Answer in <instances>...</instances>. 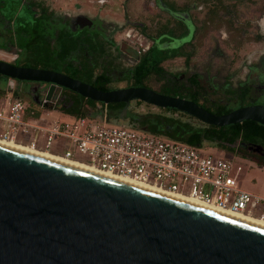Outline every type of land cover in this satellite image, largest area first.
Returning a JSON list of instances; mask_svg holds the SVG:
<instances>
[{"label": "water", "instance_id": "water-1", "mask_svg": "<svg viewBox=\"0 0 264 264\" xmlns=\"http://www.w3.org/2000/svg\"><path fill=\"white\" fill-rule=\"evenodd\" d=\"M0 75L50 84L47 101L65 88L107 106L175 109L209 126H264L262 105L217 116L149 89L103 92L5 62ZM0 264H264V226L0 145Z\"/></svg>", "mask_w": 264, "mask_h": 264}, {"label": "flooded vegetation", "instance_id": "flooded-vegetation-1", "mask_svg": "<svg viewBox=\"0 0 264 264\" xmlns=\"http://www.w3.org/2000/svg\"><path fill=\"white\" fill-rule=\"evenodd\" d=\"M232 1L235 5L227 6L223 0L208 3L204 15H199L195 21L190 11L181 5L154 0L155 7L152 12L149 10L151 18L148 24L131 21L133 11L122 6L124 24L109 17L101 8L58 11L48 0H0V62L60 73L103 92L142 88L175 97L177 90L183 88L186 91L183 95L190 98L186 100L193 102L191 99H194L196 104L211 111L219 105L233 108L242 105L238 109L264 106V49L253 56L244 55L237 69L231 66L229 76L223 80L209 75L210 71H214V65L206 70L202 65L203 42L213 32L225 35V45L231 41L228 31L246 40L237 49L234 42H230L234 55L237 52L240 56L247 45H264V19L259 22L262 32L253 36V25L246 21L239 23L237 17L235 6L244 0ZM193 9L202 13L204 6L197 8L195 5ZM223 15L230 19L229 28L225 25L218 27ZM126 26L132 27L129 32ZM132 39L138 42V46ZM219 51L218 45L214 55L224 58V54H218ZM179 60L184 67L172 69V64ZM156 68L161 75L140 76L142 69L152 73ZM230 72H233L232 75ZM7 82L14 93L19 96L23 93L27 104L38 114L47 111L50 115L51 112L66 115L56 106L73 104L72 97L81 96L63 88L56 90L51 100L47 101L50 84L9 78ZM221 95L223 98H216ZM84 99V104L88 106L84 109L88 115L86 119L109 120L107 105L101 115L104 103ZM88 101L94 102L96 107L90 108ZM135 102L138 103V100L132 101L128 108L126 103H120L123 107L112 112V119L139 121L138 113L131 110ZM250 149L253 148H249L251 152ZM260 153L259 157L264 158V154Z\"/></svg>", "mask_w": 264, "mask_h": 264}, {"label": "built area", "instance_id": "built-area-1", "mask_svg": "<svg viewBox=\"0 0 264 264\" xmlns=\"http://www.w3.org/2000/svg\"><path fill=\"white\" fill-rule=\"evenodd\" d=\"M45 115L50 116L38 114L7 90L0 97V140L264 222V197L239 186L243 168L232 160L128 126H109L106 119L77 118L43 126ZM40 136H46L44 144ZM66 143L70 150L64 156L51 153Z\"/></svg>", "mask_w": 264, "mask_h": 264}, {"label": "rangeland", "instance_id": "rangeland-1", "mask_svg": "<svg viewBox=\"0 0 264 264\" xmlns=\"http://www.w3.org/2000/svg\"><path fill=\"white\" fill-rule=\"evenodd\" d=\"M55 8L58 9V11H74V10H94V9H102L105 10V12L108 14L109 17H112L113 19L120 21L124 24H126V21L123 17L122 12V6H125L129 10L133 11L130 20L132 21H139L144 24H148L151 18V12L153 11L154 6V0H48ZM219 0H165L166 3L172 4V5H181V7L186 8L190 11L191 16L197 20L199 18V15L202 17L206 11V9L209 7L208 3H214ZM223 2L228 5H235V1L232 0H223ZM200 7L204 6V11L202 13L199 12L198 9H193L194 6ZM237 11H238V19L240 20L239 23H244L246 21L247 23H251L253 25V30L251 31V34L253 36H256L258 33L262 32V29L259 28L260 20L264 19V0H244L238 5H236ZM149 10L151 11L149 13ZM129 20V18H128ZM220 26H227L230 27V19H226L225 16L220 17ZM236 22V21H235ZM242 25V24H241ZM217 25L215 26V28ZM258 27V29H257ZM131 26H126L127 32L131 30ZM225 28V27H223ZM151 29V28H149ZM226 30V29H225ZM227 31V30H226ZM210 32V31H209ZM207 32V33H209ZM137 32L135 31L134 34ZM231 41L235 44V49L238 47H242L243 44L246 43V40L237 33H232L228 31ZM224 34L213 32L209 35L207 40L203 42V50H202V65L204 70L209 66L214 65V71H210V76H218L220 80L225 79L227 76H229V68L231 66H235L234 70H236L237 65L242 63V57L244 55H255L259 53L262 49H264V45H247L244 48V51L240 53V56L237 54L234 55V50L232 49L230 42H227L226 45L224 44ZM134 44L138 46V42L134 39ZM218 45L220 48V51L218 54H224L223 57H218V55H214L216 49H218ZM198 62V60H197ZM183 66L182 60H179L172 64V69H180ZM218 72V74H216ZM233 72H230V75H232ZM8 82L6 83V89H8ZM20 97L24 100H27L22 94ZM1 97V96H0ZM218 99L223 98V95L216 97ZM28 101V100H27ZM233 106V104H232ZM239 106H235L234 108L238 109ZM131 110L134 113L146 115V114H161V115H168L166 111H163L161 109H158L156 107H153L148 104H140V103H133L131 106ZM47 112V111H46ZM50 116H43L41 119V125L43 126H51L56 121H63V122H71L74 120H77V118L70 116V115H62V114H55L52 113ZM174 118H181L183 120H187L188 118L186 116H182L179 113H172ZM128 121H117L112 119L108 125L109 126H128ZM46 142V136H40L39 143L44 144ZM68 143L65 144V148H63L61 151H59V148L54 146L51 149V153H60V155L64 156L65 152L70 150L68 147ZM209 149L205 151L206 154L216 156V157H222L225 159H229L235 162L237 166H242L243 171L240 174L239 179V186L247 190L249 192L259 194L264 196V166L260 165L258 162V153L264 154L263 148L258 147H252V154H249V151L247 148H243L239 145L235 146V152L228 151L226 149H221L217 147L216 145H210L208 144ZM44 149V148H43ZM240 149H243L244 153L250 155L249 158H243L240 154ZM238 151V152H237ZM260 153V154H261ZM80 161H84V159L79 158Z\"/></svg>", "mask_w": 264, "mask_h": 264}, {"label": "trees", "instance_id": "trees-1", "mask_svg": "<svg viewBox=\"0 0 264 264\" xmlns=\"http://www.w3.org/2000/svg\"><path fill=\"white\" fill-rule=\"evenodd\" d=\"M153 73L156 76L161 75L159 69L156 68V71L152 73L145 72V69H142L140 71V76L146 78L148 75H151ZM6 83L7 78L0 76V96L5 95L7 92ZM192 91L193 89H191V92ZM184 92L186 93L183 88L178 89L177 93L174 94V96L182 99H190L189 97H185L183 95ZM162 93L167 94L168 92L162 91ZM15 95L19 96L17 93H15ZM72 100L74 102L73 104H58L56 106V109L62 111L66 115H70L76 118L87 117L88 115L84 111V109L88 107L86 106V104H84L85 99L81 96L76 95L75 97H72ZM191 100L197 103L196 100ZM138 103L145 104L141 101H138ZM88 105L90 108L96 107L95 103L92 101H88ZM241 106L242 105H240L239 107ZM105 107V104H102V108L100 109L101 115L104 114ZM122 107L123 105L120 104L107 106L109 121H111L112 119V112L115 113ZM205 109L217 116L225 115L234 111V108L228 105H219L216 107L215 111H211L207 108ZM161 110L166 111L168 115L138 114L137 117L140 118V120L136 121L134 119V122H128V127L142 132L150 133L157 137L181 142L205 150L209 149L208 144L216 145L221 149H226L231 152L236 151L234 147L237 145L243 148H247L248 151L250 147H258L264 149V126L259 123L253 121H245L242 124L230 125L227 127H216L205 125L197 121L195 118L185 113H181L175 109L169 108ZM172 113H179L182 116H186L188 119L183 120L181 118H174ZM239 152L243 158L250 159V155L244 153L246 151H244L243 149H240ZM249 154H252V152L249 151ZM257 157L259 160L258 163L264 166V158L259 156Z\"/></svg>", "mask_w": 264, "mask_h": 264}, {"label": "bare ground", "instance_id": "bare-ground-1", "mask_svg": "<svg viewBox=\"0 0 264 264\" xmlns=\"http://www.w3.org/2000/svg\"><path fill=\"white\" fill-rule=\"evenodd\" d=\"M0 145L4 146V147H7V148H10V149L22 151V152H25V153H28V154H31V155L39 156V157H42V158H45V159H49V160H52V161H55V162H58V163H61V164H64V165H68V166H71V167L82 169V170L88 171V172L93 173V174L101 175V176H104V177H107V178H111L113 180H117V181H120V182H123V183H127V184H130V185L136 186V187H140V188H143V189H146V190H149V191H152V192H155V193H158V194H161V195H164V196L176 199V200H180V201L192 204V205H196V206H199V207H203V208H207V209L214 210V211H217V212H221V213L233 216V217H237V218H240V219H243V220H246V221L261 225V226H264V222L263 221L255 220V219H252V218H249V217H245V216L234 214V213L229 212V211L221 210V209L215 208L213 206H209L207 204H204V203H202L200 201H197L195 199L181 197L179 195H176V194H173V193L158 189L156 187L135 183V182L130 181V180L125 179V178L112 176V175L106 174L104 172L98 171V170H96L94 168H91V167H89L87 165L75 163L73 161H70V160H67V159H63V158H58V157H55V156H53V155H51L49 153H45V152L37 151V150L31 149V148H28V147H24L22 145L14 143V142L0 140Z\"/></svg>", "mask_w": 264, "mask_h": 264}, {"label": "crops", "instance_id": "crops-1", "mask_svg": "<svg viewBox=\"0 0 264 264\" xmlns=\"http://www.w3.org/2000/svg\"><path fill=\"white\" fill-rule=\"evenodd\" d=\"M257 195H259V194H257ZM260 196H262V195H260ZM262 197H264V196H262Z\"/></svg>", "mask_w": 264, "mask_h": 264}]
</instances>
